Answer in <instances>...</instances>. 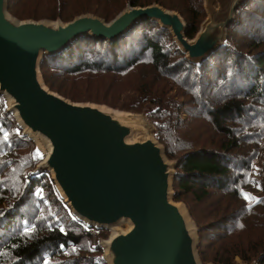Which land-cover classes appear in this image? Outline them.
<instances>
[{
  "label": "trees",
  "instance_id": "trees-1",
  "mask_svg": "<svg viewBox=\"0 0 264 264\" xmlns=\"http://www.w3.org/2000/svg\"><path fill=\"white\" fill-rule=\"evenodd\" d=\"M152 2L182 17L186 38L205 16L202 0H6V11L19 20L90 12L107 21L125 3ZM38 69L43 84L70 101L146 109L174 161L172 200L183 202L196 226L201 263L264 264V0H243L223 44L199 63L143 17L111 39L78 36L42 54ZM29 142L0 95V264H107L98 243L106 230L92 238L88 225L69 218L42 170L26 175L38 161ZM254 159L257 175L242 174Z\"/></svg>",
  "mask_w": 264,
  "mask_h": 264
},
{
  "label": "water",
  "instance_id": "water-1",
  "mask_svg": "<svg viewBox=\"0 0 264 264\" xmlns=\"http://www.w3.org/2000/svg\"><path fill=\"white\" fill-rule=\"evenodd\" d=\"M242 2L202 0L205 18L186 38L180 15L154 2L127 5L108 21L83 13L61 22L17 20L0 0V95L6 111L23 135L45 146L32 172L50 173L76 219L111 230L99 242L107 264H201L195 228L183 204L172 200L174 162L162 145L140 134L128 113L49 90L38 69L42 54L57 53L85 34L114 38L145 17L170 32L184 58L199 63L222 45Z\"/></svg>",
  "mask_w": 264,
  "mask_h": 264
},
{
  "label": "rangeland",
  "instance_id": "rangeland-1",
  "mask_svg": "<svg viewBox=\"0 0 264 264\" xmlns=\"http://www.w3.org/2000/svg\"><path fill=\"white\" fill-rule=\"evenodd\" d=\"M127 5H129V4H127V3H125L124 4V6L120 9V10H122L124 7H126ZM119 10V11H120ZM169 10V9H168ZM118 11V12H119ZM117 12V13H118ZM176 12V11H175ZM8 13V12H7ZM84 13H90V12H84ZM116 13V14H117ZM9 14V13H8ZM80 14H83V13H80ZM90 14H93V13H90ZM10 15V14H9ZM79 15V14H78ZM93 15H96V14H93ZM10 16H12V15H10ZM76 16V15H75ZM97 16V15H96ZM13 17V16H12ZM74 17V16H73ZM72 17V18H73ZM99 17V16H98ZM181 17V16H180ZM15 18V17H14ZM182 18V17H181ZM204 18H205V16H204ZM203 18V19H204ZM16 19V18H15ZM48 20V21H55L56 19H58V18H56V19H54V20H50V19H46V18H41V19H38V20ZM103 19V18H102ZM111 19V18H110ZM109 19V20H110ZM202 19V20H203ZM17 20H19V19H17ZM24 20H30V19H24ZM32 20V19H31ZM60 20V19H59ZM104 20V19H103ZM34 21H37V20H34ZM61 21V20H60ZM108 21V20H107ZM61 22H66V21H61ZM202 22V21H201ZM200 22V23H201ZM200 23H199V25H200ZM199 25H198V27H199ZM198 29V28H197ZM226 33H227V29H226ZM225 38H226V35H225ZM224 38V39H225ZM223 39V40H224ZM223 44V43H222ZM2 98H3V105H4V107H5V111H6V98L4 97V96H2ZM69 100V99H68ZM73 102H80V101H73ZM86 102V101H85ZM90 103H93V102H90ZM101 105H104V104H101ZM106 106V105H105ZM108 107V106H107ZM111 108V107H110ZM113 109H116V110H118V111H121V112H124V113H128V114H131V115H136L137 116V118H138V120H139V122L138 123H136L137 125H139V127L141 128V132H140V134H142V135H147V136H151V137H154V124H153V122L151 121V119L150 118H148V116H147V112H146V109H142V110H140V111H138V112H134V111H129V110H124V109H118V108H113ZM12 115V114H11ZM14 118V117H13ZM16 122V121H15ZM19 127V126H18ZM155 138V137H154ZM29 144V150L30 151H33V153L38 157V161L42 158V156H43V154H44V152H45V146L44 145H42V146H38L35 142H33L32 140H30V142L28 143ZM167 159V158H166ZM167 160H169V159H167ZM38 161H32L31 162V164H30V166H29V168H28V170L26 171V175L28 176V171L29 170H33L34 169V167H35V165L38 163ZM169 161H172V162H174L173 160H169ZM258 170H259V166L256 164V159H254V160H252L251 162H250V164L248 165V166H246L244 169H242L241 170V173L242 174H244V175H249V176H252V177H254V176H256L257 175V172H258ZM42 173H43V175L45 176V178L51 183L52 182V180H51V178H50V173L48 172V171H42ZM53 183V182H52ZM53 186H54V184H53ZM230 187V185H228L227 187H225L224 189H222V192H223V194L225 195L226 193H227V190H228V188ZM54 189H55V192H54V196H55V198L62 204V206H63V203H64V201H63V199L61 198V196L59 195V193H58V191L56 190V188L54 187ZM172 190V189H171ZM39 191H40V189H36L35 191H34V195H38V193H39ZM246 194H247V196H248V198L246 199ZM243 196L245 197V199L247 200V202H251V201H254L256 198L254 197V196H252L251 194H249V193H243ZM176 202H180V203H182L183 204V202H181V201H176ZM183 206H184V204H183ZM184 208H185V206H184ZM185 210H186V208H185ZM187 212V211H186ZM188 214V213H187ZM189 216V215H188ZM190 218V217H189ZM191 219V218H190ZM191 221H192V219H191ZM192 224H193V226H194V228H195V234H196V226H195V224H194V222L192 221ZM123 225H125V224H120V226L122 227ZM98 229H102V230H104V228H98ZM106 230V233H105V236H101V235H99V237H98V243L100 242V240H102V239H105L108 235H109V233H110V229H105ZM91 234V236H92V238H94L95 237V235H97L98 234V230H96V232H94L93 234L92 233H90ZM196 243H197V235H196ZM196 249V248H195ZM196 254H197V250H196ZM197 257H198V254H197ZM198 260L200 261V259L198 258ZM234 260L236 261V264H246V263H241L240 261H239V259L238 258H234ZM201 263V262H200ZM208 263H211V264H215V263H212V262H205V263H201V264H208ZM247 264H254L253 262L252 263H247Z\"/></svg>",
  "mask_w": 264,
  "mask_h": 264
},
{
  "label": "built area",
  "instance_id": "built-area-1",
  "mask_svg": "<svg viewBox=\"0 0 264 264\" xmlns=\"http://www.w3.org/2000/svg\"><path fill=\"white\" fill-rule=\"evenodd\" d=\"M63 207L65 208V210H66V212H67V214H68L70 219H76V217L72 214L70 208L68 207V205L65 202L63 203ZM88 227H89V229H88L89 232L92 233V234L94 232H96V230L98 229L97 227H94V226H88Z\"/></svg>",
  "mask_w": 264,
  "mask_h": 264
},
{
  "label": "snow or ice",
  "instance_id": "snow-or-ice-1",
  "mask_svg": "<svg viewBox=\"0 0 264 264\" xmlns=\"http://www.w3.org/2000/svg\"><path fill=\"white\" fill-rule=\"evenodd\" d=\"M7 138H8V137H7V133H5V134H4V139L7 140ZM247 198H248V196H247V194H246V199H247ZM0 215H3V212H2V211H0ZM61 231H63V229H61ZM25 232H26V233H30V232H31V229L26 228V229H25ZM45 264H47V262H45Z\"/></svg>",
  "mask_w": 264,
  "mask_h": 264
},
{
  "label": "bare ground",
  "instance_id": "bare-ground-1",
  "mask_svg": "<svg viewBox=\"0 0 264 264\" xmlns=\"http://www.w3.org/2000/svg\"><path fill=\"white\" fill-rule=\"evenodd\" d=\"M129 117L134 121V122H136V123H138L139 122V120H138V118H137V116L136 115H129ZM39 146H41L40 144H38Z\"/></svg>",
  "mask_w": 264,
  "mask_h": 264
}]
</instances>
